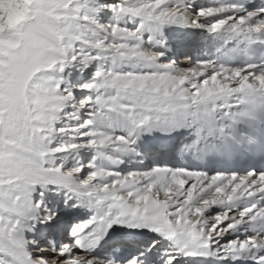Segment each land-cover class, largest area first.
I'll return each instance as SVG.
<instances>
[{"label": "snow or ice", "instance_id": "1", "mask_svg": "<svg viewBox=\"0 0 264 264\" xmlns=\"http://www.w3.org/2000/svg\"><path fill=\"white\" fill-rule=\"evenodd\" d=\"M0 264H264V0H0Z\"/></svg>", "mask_w": 264, "mask_h": 264}]
</instances>
